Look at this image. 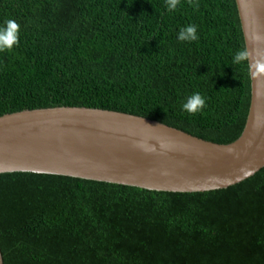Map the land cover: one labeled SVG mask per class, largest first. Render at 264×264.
I'll return each mask as SVG.
<instances>
[{
  "label": "trees",
  "instance_id": "obj_1",
  "mask_svg": "<svg viewBox=\"0 0 264 264\" xmlns=\"http://www.w3.org/2000/svg\"><path fill=\"white\" fill-rule=\"evenodd\" d=\"M0 0V115L67 105L142 115L227 143L251 96L235 0ZM198 39L179 41L181 28ZM194 93L206 107L182 110ZM4 264H264V167L226 188L160 192L59 174L0 173Z\"/></svg>",
  "mask_w": 264,
  "mask_h": 264
},
{
  "label": "water",
  "instance_id": "obj_2",
  "mask_svg": "<svg viewBox=\"0 0 264 264\" xmlns=\"http://www.w3.org/2000/svg\"><path fill=\"white\" fill-rule=\"evenodd\" d=\"M235 2L245 49L253 53L249 113L236 139L219 143L113 109L26 108L0 115V173L59 174L183 193L226 188L258 172L264 167V72L257 62L264 61V41L252 37L264 36V0Z\"/></svg>",
  "mask_w": 264,
  "mask_h": 264
},
{
  "label": "clouds",
  "instance_id": "obj_3",
  "mask_svg": "<svg viewBox=\"0 0 264 264\" xmlns=\"http://www.w3.org/2000/svg\"><path fill=\"white\" fill-rule=\"evenodd\" d=\"M180 0H166V5L168 10L175 11ZM189 4L193 7H198V4L193 5L192 0H189ZM19 33H20V24L17 23L14 19H8L5 21V26L0 28V52L5 50H11L14 46L19 45ZM198 39L197 36V27L195 25H189L185 28H181L178 34L179 41H195ZM253 42H262L264 41V36L255 34L252 37ZM253 56L252 51L241 50L236 53L233 59V63H240L251 59ZM260 65V71L264 72V61L257 62ZM206 107L205 98L199 94L194 93L189 96L186 101L182 104V110L188 114H197L201 112ZM149 126V125H147ZM151 127V126H149ZM251 173H246L250 175Z\"/></svg>",
  "mask_w": 264,
  "mask_h": 264
}]
</instances>
